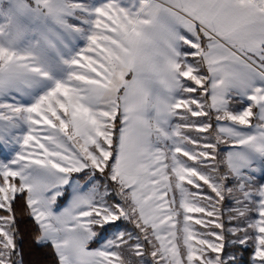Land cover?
Segmentation results:
<instances>
[{
    "label": "snow or ice",
    "instance_id": "6c2138e0",
    "mask_svg": "<svg viewBox=\"0 0 264 264\" xmlns=\"http://www.w3.org/2000/svg\"><path fill=\"white\" fill-rule=\"evenodd\" d=\"M26 243L264 264V0H0V264Z\"/></svg>",
    "mask_w": 264,
    "mask_h": 264
},
{
    "label": "trees",
    "instance_id": "16d2710c",
    "mask_svg": "<svg viewBox=\"0 0 264 264\" xmlns=\"http://www.w3.org/2000/svg\"><path fill=\"white\" fill-rule=\"evenodd\" d=\"M226 215H227V213L224 214L223 220H224V223H226L225 228H228L232 224L228 223V219H227L228 215H227V217H226ZM29 252H30V249H29V246L26 243V245H25V261H26V264H28V261L36 259V258L41 259L42 261L45 262V264H50V261H51L52 257H51V253H50L49 250H47V249L43 250L39 254V257H36L34 255H30Z\"/></svg>",
    "mask_w": 264,
    "mask_h": 264
},
{
    "label": "rangeland",
    "instance_id": "374dc122",
    "mask_svg": "<svg viewBox=\"0 0 264 264\" xmlns=\"http://www.w3.org/2000/svg\"><path fill=\"white\" fill-rule=\"evenodd\" d=\"M177 198H179L178 197V194H177ZM228 215V214H227ZM227 215H226V217H227ZM227 219H228V217H227ZM234 224H235V222H233V224L231 225V226H229V227H232V226H234ZM225 225H226V223H225ZM197 227H199V226H197ZM94 247L96 246V245H93Z\"/></svg>",
    "mask_w": 264,
    "mask_h": 264
}]
</instances>
